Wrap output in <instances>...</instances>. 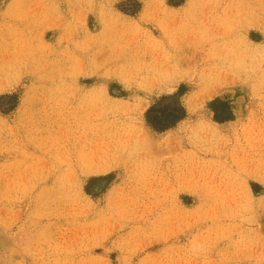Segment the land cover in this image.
I'll list each match as a JSON object with an SVG mask.
<instances>
[{"label": "rangeland", "instance_id": "374dc122", "mask_svg": "<svg viewBox=\"0 0 264 264\" xmlns=\"http://www.w3.org/2000/svg\"><path fill=\"white\" fill-rule=\"evenodd\" d=\"M0 264H264V0H0Z\"/></svg>", "mask_w": 264, "mask_h": 264}, {"label": "trees", "instance_id": "16d2710c", "mask_svg": "<svg viewBox=\"0 0 264 264\" xmlns=\"http://www.w3.org/2000/svg\"><path fill=\"white\" fill-rule=\"evenodd\" d=\"M181 108L176 104V102L167 103L161 107H152L148 110L150 113V119L155 124L163 127H167L172 124L179 116Z\"/></svg>", "mask_w": 264, "mask_h": 264}, {"label": "bare ground", "instance_id": "6f19581e", "mask_svg": "<svg viewBox=\"0 0 264 264\" xmlns=\"http://www.w3.org/2000/svg\"><path fill=\"white\" fill-rule=\"evenodd\" d=\"M210 28H211V27H210ZM186 37H187V36H186ZM159 63H160V62H159ZM160 64H168V63H166V62L163 63V62H162V63H160ZM220 75H221V74H220ZM73 116H74V115H73ZM80 128H81V127H80Z\"/></svg>", "mask_w": 264, "mask_h": 264}]
</instances>
